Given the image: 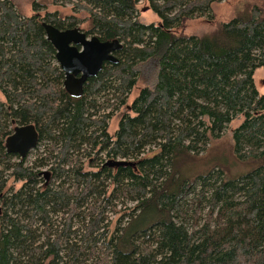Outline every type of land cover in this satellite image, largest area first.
Masks as SVG:
<instances>
[{
  "label": "trees",
  "instance_id": "obj_1",
  "mask_svg": "<svg viewBox=\"0 0 264 264\" xmlns=\"http://www.w3.org/2000/svg\"><path fill=\"white\" fill-rule=\"evenodd\" d=\"M48 1L87 13L85 33L123 49L118 64L105 63L73 98L42 24L66 30L82 21L58 12L41 18L47 4L36 2L37 13L24 17L0 0V264H264L259 9L199 37L177 30L213 20L212 5L226 0H147L159 26L140 21L143 0ZM151 58L159 60L157 83L129 103L135 68ZM125 107L110 133L111 116ZM239 116L235 153L256 169L233 180L221 169L186 176L182 168ZM8 121L35 125L38 146L50 144L46 156L30 166L8 153ZM149 147L155 151L145 155ZM46 166L44 180H54L47 186L39 171ZM11 177L23 183L19 190L7 189ZM127 201L136 205L125 208ZM109 210L120 214L114 234Z\"/></svg>",
  "mask_w": 264,
  "mask_h": 264
},
{
  "label": "rangeland",
  "instance_id": "obj_2",
  "mask_svg": "<svg viewBox=\"0 0 264 264\" xmlns=\"http://www.w3.org/2000/svg\"><path fill=\"white\" fill-rule=\"evenodd\" d=\"M19 10L20 14L24 17H31L35 13L34 3H43L47 4V8H38L41 9L38 13L41 18L45 16L47 12L54 13L58 12L60 16H75L77 19L82 21V23L78 26L82 31H88L90 28V20L89 15L84 12H78L72 8L71 5L66 7L55 6L49 3L48 0H12ZM259 9L262 17H264V0H226L223 2L214 3L210 10V15L213 20L205 17L194 20H189L186 24L185 29H178V33H182L189 36H208L213 34L219 24L230 22L234 19H244L248 18L251 15L252 9ZM138 14L140 21L143 24L151 25L154 24L159 26L162 23V19L150 8V4L147 0H143L138 5ZM135 70L138 73V81L137 84L129 97V103H132L139 95L140 91L143 88H154L157 83L158 73H159V60L157 58H151L146 62L140 63L136 66ZM255 85L258 89L261 96L264 95V70L258 69L255 72ZM3 99L2 96H0ZM112 113L111 111L107 112ZM129 113V110L122 108L111 116V120L109 122V131L110 133L115 132L118 129L120 120L123 115ZM244 122V117L239 116L236 120H234L224 131L221 137L217 140H213L208 145L205 152L200 154L198 157L194 158V160L188 163L186 166L182 168V171L189 178H193L198 174H206L212 169L223 170L225 174V178L227 180H233L240 176L246 175L249 172L256 169L258 164H255L254 161L251 160H239L235 153V145H234V131ZM5 123L7 120L5 119ZM10 130H14L17 125L16 122L10 123L12 126ZM50 144H41L35 150H33L27 159V165L32 166L35 161H40L43 159L48 153V149ZM90 151V150H88ZM155 151V148H147L144 151L145 155H151L152 152ZM100 159L102 158L99 155ZM92 158H95L94 154ZM85 159V158H84ZM111 160V159H110ZM18 162L20 160H17ZM88 161V159L86 160ZM99 161V160H98ZM92 162H95L92 161ZM49 167H40L41 175V185H52L54 180L45 181L44 177L45 173L49 172ZM108 183H110L108 181ZM23 183L20 181H16L14 178H9L7 182V189L19 190L22 187ZM109 189H113V186L109 187ZM118 204V201H117ZM115 205V204H114ZM136 204L131 203L129 201L126 202L125 208H132ZM116 206V205H115ZM124 208V207H123ZM120 209V208H119ZM118 209V210H119ZM107 213L109 218V222L111 223L110 229L111 234H114L117 229V221L120 218V214H116L114 212ZM125 213V210L123 211ZM53 216V215H52ZM56 219V217H54ZM58 221H61V218H58ZM75 225H78V220L74 221Z\"/></svg>",
  "mask_w": 264,
  "mask_h": 264
},
{
  "label": "water",
  "instance_id": "obj_3",
  "mask_svg": "<svg viewBox=\"0 0 264 264\" xmlns=\"http://www.w3.org/2000/svg\"><path fill=\"white\" fill-rule=\"evenodd\" d=\"M42 26L57 52V63L65 73L64 88L73 98L83 95L84 85L102 72L105 63H119L115 54L123 45L118 40L102 41L97 36H88L79 27L60 30L46 22ZM39 140L35 125H18L6 139L5 147L8 153L24 159L37 148Z\"/></svg>",
  "mask_w": 264,
  "mask_h": 264
},
{
  "label": "flooded vegetation",
  "instance_id": "obj_4",
  "mask_svg": "<svg viewBox=\"0 0 264 264\" xmlns=\"http://www.w3.org/2000/svg\"><path fill=\"white\" fill-rule=\"evenodd\" d=\"M80 76H81V75H79L78 77H80ZM84 86H85V85H84ZM83 93H84V92H83ZM82 96H83V95H82ZM82 96H81V97H82ZM36 129H37V128H36ZM37 131H38V129H37ZM38 133H39V131H38Z\"/></svg>",
  "mask_w": 264,
  "mask_h": 264
},
{
  "label": "bare ground",
  "instance_id": "obj_5",
  "mask_svg": "<svg viewBox=\"0 0 264 264\" xmlns=\"http://www.w3.org/2000/svg\"><path fill=\"white\" fill-rule=\"evenodd\" d=\"M40 141V140H39ZM38 147V146H37Z\"/></svg>",
  "mask_w": 264,
  "mask_h": 264
}]
</instances>
